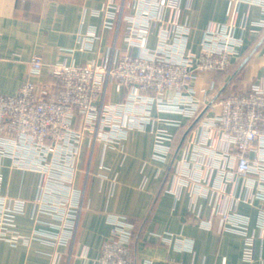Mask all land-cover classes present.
Wrapping results in <instances>:
<instances>
[{
    "label": "crops",
    "instance_id": "crops-1",
    "mask_svg": "<svg viewBox=\"0 0 264 264\" xmlns=\"http://www.w3.org/2000/svg\"><path fill=\"white\" fill-rule=\"evenodd\" d=\"M115 1L122 6V17L107 28L103 16L94 13L106 0H0V93L17 91L33 54L41 55L45 64L114 60L124 47L126 17L134 11L133 0ZM168 16L165 8L163 17ZM177 17L189 28L188 44L195 53L199 52L203 31L213 24L233 21L242 40L227 71H205L193 81L200 108L215 95L245 91L252 83L264 80V26L258 25L264 12L258 3L179 0ZM91 27L98 38L91 48L80 49L79 37ZM157 32L154 28L149 35L148 47L156 45ZM47 75L44 68L36 80ZM124 94L125 89L116 91L109 84L105 101L119 102ZM201 109L202 115L193 118L154 107L153 121L145 129H129L116 148L85 139L75 177L82 194L74 238L56 247L39 240L11 246L0 239V264H97L100 247L110 231L108 217L113 214L125 215L136 223L132 239L136 264L148 258L152 264H264V239L258 237L255 226L264 203L259 199L246 201L250 190L241 179L223 182L216 169L198 168L195 163L209 162L206 154L212 153V147L226 144L205 127L213 111ZM160 130L171 136L163 140L169 147L164 157L155 155ZM227 159L226 164L234 163L232 155ZM180 170L188 174L182 176L177 173ZM2 172L4 193L27 200L36 195L38 173L12 168L7 159ZM194 177L200 180L196 182ZM223 207L249 218V230L256 235L254 261L242 260L241 235L220 230V218L213 208ZM31 211L28 203L26 212L16 217L22 233L43 226L33 221ZM198 218L210 220V226L200 227ZM176 239L191 241V248H178ZM55 250L60 253L58 261Z\"/></svg>",
    "mask_w": 264,
    "mask_h": 264
},
{
    "label": "built area",
    "instance_id": "built-area-1",
    "mask_svg": "<svg viewBox=\"0 0 264 264\" xmlns=\"http://www.w3.org/2000/svg\"><path fill=\"white\" fill-rule=\"evenodd\" d=\"M237 1L258 3L264 12V0ZM131 7L134 11L126 17L124 47L114 60L45 64L41 55L33 54L17 91L0 93V239L11 246L29 245L33 240L54 247L68 244L74 238L81 207L82 191L75 185V177L84 140L116 148L129 129H145L153 121L154 107L193 118L200 115L202 107L210 108L213 114L205 127L226 144L212 147V153L206 154L209 162L195 160L197 167L216 169L223 182L241 179L250 190L246 201L259 199L264 203V80L252 83L245 91L215 95L201 108L194 96L193 81L198 75L226 69L239 54L242 40L235 33L234 22L205 29L195 53L188 44L190 30L177 17L179 0H133ZM165 8L168 17H163ZM94 13L101 14L103 26L110 28L122 17V6L106 0ZM258 25L263 27L264 19ZM154 28L157 43L148 47ZM96 38V29L91 27L80 35L79 48H91ZM44 68L47 77L36 80ZM109 84L116 91L125 89L119 102L105 101ZM168 91L173 95L165 97ZM164 139L171 136L160 130L155 144L158 157L169 150ZM231 155L234 163L226 164ZM5 159L12 168L39 174L32 199L2 191ZM28 203L32 205L31 218L43 226L26 234L18 229L16 217L26 212ZM213 213L220 218L221 231L243 237L242 260L254 261L256 235L249 230V218L234 208H213ZM108 221L110 231L100 247L97 264H136L132 246L136 223L115 214L109 215ZM197 222L200 227L210 226V220L198 218ZM255 226L258 237L264 239V204ZM175 245L190 249L191 241L176 239ZM59 258L55 250L54 259ZM140 264H152V259Z\"/></svg>",
    "mask_w": 264,
    "mask_h": 264
},
{
    "label": "trees",
    "instance_id": "trees-1",
    "mask_svg": "<svg viewBox=\"0 0 264 264\" xmlns=\"http://www.w3.org/2000/svg\"><path fill=\"white\" fill-rule=\"evenodd\" d=\"M263 28H264V27H263ZM230 65H231V64H230ZM230 65H229V66H230ZM229 66H228V67H229ZM228 67H227V68H228ZM227 68L224 69V70H219V71H217V72L223 73L224 71H227ZM227 95H229V93H227V91H225L224 93H221V94L218 95V96H219V97H221V96L224 97V96H227Z\"/></svg>",
    "mask_w": 264,
    "mask_h": 264
},
{
    "label": "water",
    "instance_id": "water-1",
    "mask_svg": "<svg viewBox=\"0 0 264 264\" xmlns=\"http://www.w3.org/2000/svg\"><path fill=\"white\" fill-rule=\"evenodd\" d=\"M206 108H207V107H205V109H206ZM205 109H204V110H205ZM202 113H203V111L200 113V115H199V116H201V115H202Z\"/></svg>",
    "mask_w": 264,
    "mask_h": 264
},
{
    "label": "rangeland",
    "instance_id": "rangeland-1",
    "mask_svg": "<svg viewBox=\"0 0 264 264\" xmlns=\"http://www.w3.org/2000/svg\"><path fill=\"white\" fill-rule=\"evenodd\" d=\"M240 91H243V90H240ZM237 92V91H236Z\"/></svg>",
    "mask_w": 264,
    "mask_h": 264
}]
</instances>
